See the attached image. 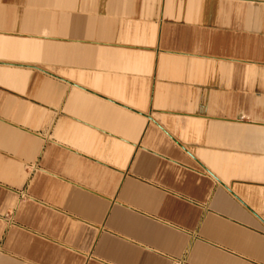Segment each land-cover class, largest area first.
<instances>
[{
	"label": "crops",
	"instance_id": "obj_1",
	"mask_svg": "<svg viewBox=\"0 0 264 264\" xmlns=\"http://www.w3.org/2000/svg\"><path fill=\"white\" fill-rule=\"evenodd\" d=\"M0 264H264V0H0Z\"/></svg>",
	"mask_w": 264,
	"mask_h": 264
}]
</instances>
